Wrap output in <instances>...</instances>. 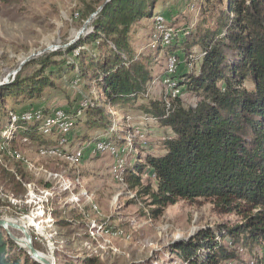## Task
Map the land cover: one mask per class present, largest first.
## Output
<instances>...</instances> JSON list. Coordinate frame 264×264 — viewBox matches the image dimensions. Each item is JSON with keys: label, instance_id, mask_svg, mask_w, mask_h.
<instances>
[{"label": "trees", "instance_id": "trees-1", "mask_svg": "<svg viewBox=\"0 0 264 264\" xmlns=\"http://www.w3.org/2000/svg\"><path fill=\"white\" fill-rule=\"evenodd\" d=\"M18 1L0 0V12L3 4ZM159 1H108L91 20L90 33L68 49L47 54L31 74L19 72L10 84L0 86V145L9 142L4 134L12 124L10 115L7 125L4 123L5 102L41 99L47 88L56 85L53 74L60 78L63 72L73 71L88 96L80 107L83 117L76 120L81 119L89 132L102 130L107 142L146 152L140 161L124 167V175L132 190L148 197L155 219L179 201L194 206L210 203L218 216L241 219L237 226L225 227L223 236L230 237L232 245L217 241L210 228L174 243L172 247L183 260L188 264H243L237 248L241 247L251 252L257 249L258 257L251 255L253 264H264V0H202L194 29L168 45L160 37L159 44L171 57L176 55L179 63L182 53L186 60L192 61L196 55L200 61L197 70L171 76L178 89L198 98L194 106H185L180 95L170 96L169 101L147 97L148 86L155 79L150 68L153 58L136 52L132 31L140 20L154 17ZM105 2L81 0L80 25ZM78 48L80 53L62 69L64 59L56 57ZM140 99V109L172 132L162 139L157 154L143 148L136 131L121 134L108 110L125 116ZM18 124L17 135L38 146H53L59 140L50 141L39 130L40 122ZM11 143L16 144V136ZM6 159L0 158V187L22 196L26 188L18 175L25 178L26 173L17 162L16 170L10 169ZM145 177L154 185L151 181L146 185ZM60 225H68V220H61ZM16 248L17 243L0 227V264H40L25 248H20L25 258ZM85 259V264H104L98 257Z\"/></svg>", "mask_w": 264, "mask_h": 264}, {"label": "rangeland", "instance_id": "rangeland-1", "mask_svg": "<svg viewBox=\"0 0 264 264\" xmlns=\"http://www.w3.org/2000/svg\"><path fill=\"white\" fill-rule=\"evenodd\" d=\"M80 3L81 0H19L2 5L0 86L10 84L19 72L22 75L31 74L47 54L68 49L82 35L91 32L89 22L79 36L84 26L79 23ZM201 7L202 0H161L155 6L153 18L140 20L133 27L134 49L138 54L153 58L150 68L155 81L148 86V99L168 101L170 92L168 83L163 80L164 70L173 57L158 42L160 32L154 22L156 16L161 14L165 17L173 27L175 39L194 29ZM79 53L80 48L70 55L63 54L56 58L59 61L64 59L61 68L65 69L72 57ZM193 56L196 59L191 61L181 54L178 73L198 69L200 61L196 55ZM20 66L21 70L16 74ZM52 77L56 85L47 88L41 99L24 103L9 99L5 102L4 123L7 125L6 120L10 115L12 124L9 132L4 134L9 142L0 145L3 153L0 158L3 160L6 157L12 170H16L15 163H19L26 173L25 178L18 175L25 183L26 192L17 196L0 187V218L16 220L27 226L35 248L56 264H85L88 257H98L104 264H188L172 247L177 241H188L200 231L210 228L216 234L217 241L229 242L230 237L223 236L225 227L233 228L241 223V219L234 215L218 216L210 203L194 206L179 201L168 206L164 214L155 219L151 213L152 207L148 205V197L141 196L137 189L132 190L124 175V167L140 161L146 152L133 146L111 143L118 148V155L108 151L96 153V145L101 141L106 142L108 136L102 130L89 132L81 119L76 120L83 117L80 107L86 104L88 97L81 82L73 71L63 72L60 78L55 74ZM180 97L185 106H194L198 100L182 89ZM142 103L140 99L133 104L125 116L121 111L119 117L115 110H108L115 116L121 134L136 131V138L143 148L157 154L162 139L172 132L153 117L147 116L140 109ZM45 109L52 112L63 109L73 120L74 125L66 136L65 144L57 142L53 146H38L29 138L17 135L19 122L30 123L24 119V114H50H45ZM45 135L50 141H57L61 137L54 132ZM15 136L16 144L13 145L11 141ZM126 138L131 145L132 138ZM78 150L82 151V155L72 158ZM121 162L122 175L117 171ZM150 181L154 185L153 180L144 178L146 185ZM41 208L44 216L40 215ZM79 215L81 218H75ZM61 220H68V225H60ZM3 231L10 236L4 228ZM12 233L17 237L23 235L17 229H13ZM227 244L232 245L230 242ZM17 245L19 248L14 250L25 258L26 253L20 248L26 247L19 243ZM237 248L243 264H253V258L258 257L257 249L251 252L248 248Z\"/></svg>", "mask_w": 264, "mask_h": 264}, {"label": "bare ground", "instance_id": "bare-ground-1", "mask_svg": "<svg viewBox=\"0 0 264 264\" xmlns=\"http://www.w3.org/2000/svg\"><path fill=\"white\" fill-rule=\"evenodd\" d=\"M155 23H156L157 30L160 32V37L162 39L161 42L163 43V45L170 44V42L174 38L173 27L169 25V23L167 22L165 17L162 16L161 14H158L156 16ZM172 57L173 58L170 59L168 65H167V68L165 70V77H164V80H163L166 83H168V85L170 87V90H169L170 92L168 94L169 97L170 96L175 97V96H178L180 94V89L177 88V82L174 81V80H171V76L175 74V67H177V61H179V60L177 59L176 56H172ZM168 101H169V99H168ZM24 119L26 121H28V122L29 121L30 122H34V121L40 122L41 123L40 131H42L45 134H51L52 132L60 133L59 135H61V137H59V140H58V142L60 144H65L67 142V137L66 136L70 133V131L73 128V121H72L70 115L63 109L56 110V111H54V112H52V113H50L48 115H43L41 113H36L35 115L34 114H24ZM148 119H150V118H148ZM128 137H130V135ZM129 139H131V137ZM94 151H96V153L108 151L112 155H115V156L118 155V153H117L118 148L113 146L111 144V142H107V141L106 142L105 141H101L100 144L96 145ZM78 155L81 156L82 155V151L78 150V153L73 155L72 158L74 156L76 158ZM122 166L123 165H122V162H121L120 165H119L120 169L117 170L120 175H122V173H123V170L121 171ZM23 184L25 185L24 182H23ZM43 208L40 209V213H41L40 215L41 216H44ZM15 221L16 220H11L10 222H15ZM8 228H9V230L11 232L13 231V229L11 227H8ZM26 228L28 229L27 226H26ZM19 235H20V233H19ZM21 239L23 241V243L21 245L24 246L26 244V243H24L26 241L25 238H24V235H22ZM41 255L48 259V257L44 253L41 252Z\"/></svg>", "mask_w": 264, "mask_h": 264}, {"label": "water", "instance_id": "water-1", "mask_svg": "<svg viewBox=\"0 0 264 264\" xmlns=\"http://www.w3.org/2000/svg\"><path fill=\"white\" fill-rule=\"evenodd\" d=\"M110 1V0H106V2L101 6L99 7V9L97 10L96 13H94L90 19L84 24L83 26V29L82 31L79 32V36L82 34L83 30L86 29L87 27V24L89 22H91V20L99 13V11H101L103 9V7L105 6V4ZM29 58L25 59V61H27ZM23 64V63H22ZM22 66V65H21ZM21 66L19 67L18 70H16V74L21 70ZM1 85V84H0ZM0 227L4 228L7 233L10 235V237L17 243L19 244H22L23 241L21 239V237H17L15 236L10 230L8 227H11L12 229H17V230H20L23 235H24V238H25V242L26 243L24 246L26 247L27 251H28V254L37 262H39L40 264H56V263H53L51 260L43 257L41 255V252H39L35 246H34V243H33V238H32V235L30 233V230L26 228L25 225L19 223L18 221H15V222H10L8 218H0Z\"/></svg>", "mask_w": 264, "mask_h": 264}, {"label": "built area", "instance_id": "built-area-1", "mask_svg": "<svg viewBox=\"0 0 264 264\" xmlns=\"http://www.w3.org/2000/svg\"><path fill=\"white\" fill-rule=\"evenodd\" d=\"M179 61H177V67H175V73L177 72ZM180 95V94H179Z\"/></svg>", "mask_w": 264, "mask_h": 264}, {"label": "crops", "instance_id": "crops-1", "mask_svg": "<svg viewBox=\"0 0 264 264\" xmlns=\"http://www.w3.org/2000/svg\"><path fill=\"white\" fill-rule=\"evenodd\" d=\"M165 71V70H164ZM155 81V80H154Z\"/></svg>", "mask_w": 264, "mask_h": 264}]
</instances>
